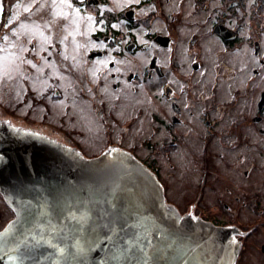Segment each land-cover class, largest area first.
<instances>
[{
	"label": "rangeland",
	"instance_id": "374dc122",
	"mask_svg": "<svg viewBox=\"0 0 264 264\" xmlns=\"http://www.w3.org/2000/svg\"><path fill=\"white\" fill-rule=\"evenodd\" d=\"M110 1L111 9L118 10L139 0ZM165 1L162 0L163 3ZM191 5L189 2L188 30H182L181 35L174 39L173 48L158 50L151 42L149 44L148 38L137 35L140 49L136 52L124 51L117 57L107 50L101 57L89 58L90 52L105 47V44L91 37L96 31L93 26L96 17L75 6L72 0H55V5L53 0H0V120H8L6 115L11 114L13 119L28 115L30 126H33V120L61 123L65 129L76 130L78 140L74 136L72 139L79 144V152L87 157L99 155L110 146V142L118 140L138 158L153 164L164 187L165 203L180 213L179 216L191 212L193 217L204 218L216 225L235 219L245 223L253 217V223L255 216L241 194L264 193V157L262 154L259 156L262 143L258 132L263 125L251 121L258 98L253 91L248 99L238 100L239 104L231 108L225 102L229 101L231 94L228 86L236 82L242 87L243 81L252 75L251 68L258 64L252 56V67L247 68L248 52L214 58L209 54L219 46L209 39V44L203 40L202 51L198 48L197 53L187 59L184 52L188 36L201 31L203 38H208L207 29L195 28L200 16L191 14ZM172 6H167L168 11L174 9ZM25 7H29L30 11L25 12ZM105 10L101 7L99 15ZM13 17V23L8 24ZM21 24L27 27L21 28ZM103 24L104 20H101L97 25L99 30H103ZM5 36L7 40L3 39ZM22 48L27 50L21 51ZM154 56L163 68V80L147 78L149 62ZM200 58H204V65H200L194 74L190 71V64L200 62ZM183 63L187 64L191 83L196 84L189 92L194 107L184 113L183 128L173 133L154 123L153 118L159 116L162 122L167 123L172 111L159 89L164 83L171 85L175 91L185 86L174 76H183L185 72L167 73L170 68ZM259 73L257 77L252 75V85L256 90L264 89V67ZM130 74L141 82H128ZM238 78L240 80L236 81ZM200 80L209 90L213 83L218 91L214 99L220 107V126L215 130L216 136L230 131L240 138L234 146L224 145V135L219 142L218 138L210 142L207 145L209 162L206 172H202L201 167V153L204 151L201 142L205 134L196 114L199 106L195 102ZM58 85L65 93L66 101L52 106L49 99L43 97L42 102L40 96ZM185 97V94L179 96L176 101L183 106ZM191 112L193 115L189 114ZM156 127L159 129L156 130ZM185 130V135L179 136ZM49 136L52 138V135ZM148 139L151 141L146 144ZM171 142L175 146L171 147ZM164 144L167 145L161 152H154L155 148ZM245 171L248 175H244ZM203 177H206L204 183L201 180ZM240 195L237 203L234 202L233 197ZM258 201L260 207L264 206V200ZM223 203H227V209ZM252 203L254 199L249 205ZM8 218V212L0 203V225ZM262 242L264 232L260 231L248 240V251H244L237 264H264L258 251Z\"/></svg>",
	"mask_w": 264,
	"mask_h": 264
},
{
	"label": "water",
	"instance_id": "95a60500",
	"mask_svg": "<svg viewBox=\"0 0 264 264\" xmlns=\"http://www.w3.org/2000/svg\"><path fill=\"white\" fill-rule=\"evenodd\" d=\"M29 135L0 139V190L15 214L0 264H233L230 231L178 216L126 154L86 160Z\"/></svg>",
	"mask_w": 264,
	"mask_h": 264
},
{
	"label": "flooded vegetation",
	"instance_id": "af4514ba",
	"mask_svg": "<svg viewBox=\"0 0 264 264\" xmlns=\"http://www.w3.org/2000/svg\"><path fill=\"white\" fill-rule=\"evenodd\" d=\"M169 2H171V5ZM189 2L192 4L191 14L193 15L196 13L198 16H200L199 24L198 26H195V28L199 30L207 29L205 33L207 34L208 38L204 39L201 31V34L200 32H193L192 35H189L185 41V57L188 59V56L196 54L198 48L202 51L204 45V43H202L203 40L208 43L209 39L212 44L214 41V43L219 46V49L215 51L212 49L209 55H213V57L217 59L216 56L218 55L232 56L237 53L248 52L250 58L246 60L247 68L249 69L252 67L253 56L256 59L258 65L255 68H251V74L254 77H257L259 74H261L259 72H261V69L264 67V0H166L165 3H163L162 0H139L137 3L132 2L118 10L111 9L110 0H72V3L75 6L85 9L88 14H93L96 17V20H94L93 23L96 31L91 34V37L93 40L100 41L105 44V47L90 52L88 56L89 58L94 56L101 57L108 51L111 53V55L117 57H119L124 51L130 53L136 52L140 49L137 35L148 38L149 44L151 42V44L158 50L165 51L167 49L173 48L175 46L174 39L181 35L182 30H188L187 20L190 13V11H188ZM166 5H174V7L172 6L174 9L168 11ZM101 7H104L106 10L101 15H99V10ZM101 20H104L103 30H99L97 26ZM208 53L209 51L206 54ZM204 61V58H200V62H192L190 64V68L192 70L190 71L193 73L197 71L200 65H204ZM232 68L230 69L233 70L234 68ZM186 69L187 64L183 63L177 65V67L174 66L173 68H170L169 71H167V73H174V71L185 72L183 76H181V74H174L176 78L183 81L185 86L182 85L179 90L177 89V91H175V88H172L171 85L169 86L167 83L162 84L159 89L161 91V96L164 97L167 102H169L168 105L172 113L169 115L167 123H165V121L162 122L163 120L159 116L158 118H153L154 123L157 122L159 126H164L166 131L168 130L169 132L173 133H178V129L183 128V121H185L184 113L188 108L194 107L190 101L192 96L189 92L192 90L193 86H196V84L191 83V76L187 74ZM252 75L243 81L242 87L238 86L236 82L228 86L231 94L229 101L225 103L230 104L231 108L233 105L236 106L239 104L240 101L238 100L244 98L248 99V96L252 95L253 91L256 92L258 99L255 103V114L253 117H251V121L257 123L258 125H263L262 128L258 129V132H260L259 140L262 143L259 156L262 154L264 157V89L256 90V87L252 85ZM201 76L204 77V73H202ZM163 77V68L158 64L157 58L154 56L149 62L147 78H153V80H163ZM136 78L137 77L135 75L130 74L128 77V82H132L133 80V82L135 81L134 83H140L141 81ZM238 80L240 79H236V81ZM188 82H190L191 85H189ZM198 92V98L195 100V102L198 104L199 108L196 114L198 115V120L203 126L205 134V137L202 140L203 142H201V146L204 147V151L201 153V167L202 172H206L209 162L207 145L210 142L213 143L216 140L215 138H218L217 141L219 142L221 135H224L225 137L226 142L225 144H222L226 146H231L232 144L234 146V143L239 141L240 138L237 136L238 134L233 135L230 131L229 133H223L219 136H216L217 131L215 132V130L220 124V112L218 110L220 107L214 100L216 99L218 91L216 92L213 83L211 84L209 90L206 88L203 80H200L198 83ZM184 94L186 95L185 100L183 101L185 105L182 106L179 104V101H176V99ZM43 97L49 99L50 104L54 106L58 105L60 101H64L66 95L58 85L53 86L51 91L47 90L40 96L42 102ZM189 114L193 115L192 112ZM6 118L8 120L0 123V127H4L6 133L19 131L23 134H30L29 136L45 141L51 147H55V145L63 147L69 151L78 153L85 159H93L102 154L101 152L99 155L94 157L82 155V153L79 152V144H75L76 140L72 139L73 136L76 137V139L78 138L76 130L73 131L68 128L70 130L69 131L68 129H65L61 123H54L53 121L46 120H33V126H30V124L27 122L28 115L13 119L11 114H7ZM156 118L158 120H155ZM65 124L67 125V123ZM158 129L159 128L156 127V130ZM186 131L187 130L182 131L179 136L183 137ZM49 135H52V138ZM1 136L2 132H0V139ZM60 138L65 141H72L74 144H66L61 141ZM146 141V144H148L151 140L148 139ZM247 141H249V138ZM166 145L167 144H164V146L160 148H155L154 152H161V149L166 147ZM173 146H175L174 143L171 147ZM110 150L125 151L127 149L124 147V145H121L118 140H114L113 142H110L109 148L106 149V151ZM133 157L144 166L149 167L150 171L155 175L162 188L163 198L166 202V198L164 196V187L160 180L157 169L153 167V164L148 163L147 161L144 162L135 154H133ZM244 175H248V172L245 171ZM205 179L206 177L201 179L203 183L206 181ZM257 194L258 193L247 196L246 194H241L243 199L246 200L248 204L247 206L249 209H251V213L253 216H255V221L253 223L251 222V219L253 218L252 217L251 219L245 221V223L235 219L233 221L217 225L221 227L228 226L232 232V235L234 238H236V242L238 243V249L235 255L236 264L240 261L244 251L245 253L248 251V240L255 236L258 232H264V206L260 207L259 204H257L259 202L258 199L264 200V193H261L260 195ZM241 195L239 197H233V201L236 202L237 198H241ZM253 199L254 203L249 205ZM0 203L5 211H7L9 214V218L5 220L2 225H0V236L2 240L4 236L2 233L12 222L14 216L11 208L3 200L1 193ZM222 205L225 209L228 208L227 203H223ZM176 214L180 213L176 212ZM192 214L194 213L192 212ZM190 215L191 212L187 216ZM202 220L207 221L204 218H202ZM11 237V234L9 235L5 233V241L11 239ZM258 251L259 255L264 260V242L259 245Z\"/></svg>",
	"mask_w": 264,
	"mask_h": 264
},
{
	"label": "snow or ice",
	"instance_id": "6c2138e0",
	"mask_svg": "<svg viewBox=\"0 0 264 264\" xmlns=\"http://www.w3.org/2000/svg\"><path fill=\"white\" fill-rule=\"evenodd\" d=\"M53 5H55V0H53ZM15 7H19V5H14ZM69 7H71V5L69 4L68 5ZM0 10H2V9H0ZM24 11L25 12H29L30 11V8L29 7H25L24 8ZM13 19H15V17H13V18H10L9 19V21H8V24H12L13 23ZM88 19L89 20H91L92 18L91 17H88ZM5 26H7V25H5ZM20 27L21 28H26L27 27V25H25V24H21L20 25ZM38 27V26H37ZM13 35H17V33L16 32H13ZM41 35H43L42 33H41ZM3 39H5V40H7L8 39V37L7 36H5V37H3ZM27 49H21V51H26ZM20 59H23L22 57H20ZM27 63H31V61H27ZM33 67H35V65H32Z\"/></svg>",
	"mask_w": 264,
	"mask_h": 264
}]
</instances>
